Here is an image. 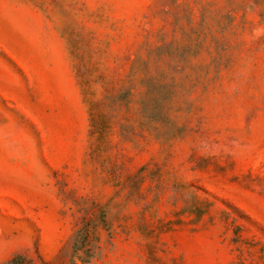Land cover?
Wrapping results in <instances>:
<instances>
[{"label": "rangeland", "instance_id": "rangeland-1", "mask_svg": "<svg viewBox=\"0 0 264 264\" xmlns=\"http://www.w3.org/2000/svg\"><path fill=\"white\" fill-rule=\"evenodd\" d=\"M264 264V0H0V264Z\"/></svg>", "mask_w": 264, "mask_h": 264}, {"label": "trees", "instance_id": "trees-1", "mask_svg": "<svg viewBox=\"0 0 264 264\" xmlns=\"http://www.w3.org/2000/svg\"><path fill=\"white\" fill-rule=\"evenodd\" d=\"M14 263V260H12L9 264H13Z\"/></svg>", "mask_w": 264, "mask_h": 264}]
</instances>
